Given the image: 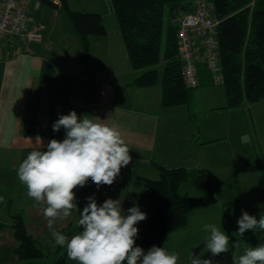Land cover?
<instances>
[{
    "label": "crops",
    "instance_id": "crops-1",
    "mask_svg": "<svg viewBox=\"0 0 264 264\" xmlns=\"http://www.w3.org/2000/svg\"><path fill=\"white\" fill-rule=\"evenodd\" d=\"M68 5L71 8L70 0ZM61 9L45 0L30 1L27 27L38 28L44 35L30 50L9 34L0 40V163L7 161L18 168L32 150H42L37 137L45 149L51 139L62 141L65 130L54 132L52 128L61 115L75 111L78 117H98L116 125L131 149L132 160L112 187L133 183L136 175L158 177L156 162L207 172L217 202L190 212L187 225L178 232H195L194 241L202 242L210 235L203 226L214 224L229 236L235 257L264 243V231L259 229L246 231L242 237L235 235L242 211L257 219L264 215V99L235 107L248 108V117L251 113L257 121L254 128L259 131L253 138L245 128V114L225 107L224 89L210 83V72L201 58L200 100L194 107L189 101L162 106L161 84H134L143 69L132 67L117 19L108 18V24L100 10L107 33L89 35L91 73L86 74L81 37L67 17L59 21ZM2 207L8 209L3 197ZM36 217L43 224L40 215Z\"/></svg>",
    "mask_w": 264,
    "mask_h": 264
},
{
    "label": "trees",
    "instance_id": "trees-1",
    "mask_svg": "<svg viewBox=\"0 0 264 264\" xmlns=\"http://www.w3.org/2000/svg\"><path fill=\"white\" fill-rule=\"evenodd\" d=\"M45 1L61 5L69 13L83 43V72L91 73L87 64L90 51L88 37L107 33L102 14L98 11L71 9L68 0H60V4L52 0ZM111 1L130 63L134 69H143L134 79V84L141 87L161 84L162 106L186 104L191 96L190 89L200 86L201 80L195 87L185 82L178 50V23L175 19L180 14L192 11L200 0ZM210 1L214 4V15L218 19L217 41L223 76L221 82L215 83L206 66L210 72V83L223 87L226 108L264 99V0ZM161 62L163 67L160 71L155 66ZM155 166L159 171L158 177L136 175L133 180L136 205L147 214V218L136 225L139 229L136 240L145 252L154 245L162 247L171 233L184 228L190 212L217 202L207 172L184 165L169 168L156 162ZM184 183L191 184L200 195L184 194L181 190ZM110 188L99 189L93 195L98 204L107 199L105 196L102 199L98 197ZM81 189L90 191L86 186ZM4 195L0 193V198L3 197L7 202L11 221L0 222V228L11 227L16 241L13 246L0 249V261H11L16 256L22 261L0 264H72V260L65 255L52 262L38 260L44 252L29 231L24 213L13 210L11 198ZM86 204L87 201L80 203V209ZM66 231L72 232L69 227L59 230L61 233ZM205 243L206 238L192 247L191 257L194 254L201 259H212L213 264H233V245L229 247L228 253L212 257Z\"/></svg>",
    "mask_w": 264,
    "mask_h": 264
},
{
    "label": "clouds",
    "instance_id": "clouds-1",
    "mask_svg": "<svg viewBox=\"0 0 264 264\" xmlns=\"http://www.w3.org/2000/svg\"><path fill=\"white\" fill-rule=\"evenodd\" d=\"M54 132L65 130V138L51 139L46 149L32 150L19 165L17 176L26 186L27 196L42 208L47 228L55 246L66 249L69 260L76 264H178L179 256L164 247L152 246L146 252L136 245L137 224L147 218L137 205L127 209L120 199H106L98 204L94 196L87 198L83 211L78 210L75 189L84 187L89 179L97 188L111 186L132 160L130 148L114 124L98 117H78L75 111L61 115L52 126ZM79 211L77 234L69 238L54 227L57 220ZM242 237L246 231H264V215L259 219L242 211L237 221ZM210 233L205 247L212 257L229 252V236L214 224H205ZM191 264H213L194 254ZM233 264H264V243L248 247L244 254L233 258Z\"/></svg>",
    "mask_w": 264,
    "mask_h": 264
},
{
    "label": "rangeland",
    "instance_id": "rangeland-1",
    "mask_svg": "<svg viewBox=\"0 0 264 264\" xmlns=\"http://www.w3.org/2000/svg\"><path fill=\"white\" fill-rule=\"evenodd\" d=\"M45 5L47 8L46 11H48V4ZM70 6L71 8L72 7L80 8L81 10H85V9H89L92 11L100 10L101 13H103L104 16L106 17V21L108 22V24H110L109 19H113V20L116 19L111 0H70ZM60 13L61 14L59 15V21H63L64 17H67V23L72 24L70 16L64 8L61 9ZM110 14H111V18H110ZM47 15L48 13H46V16ZM29 18L32 17L30 16ZM155 67H157L161 71L163 67L162 62L160 64H157ZM219 87L222 88L221 85H219ZM201 88L202 86L200 87L198 86L190 89L191 96L188 101L191 107H194V103L195 102L197 103L198 100H200L199 97L201 98L200 96L201 94L199 93V91L201 90ZM242 109H243L242 107L234 108V109L229 108V111L242 113V115L245 114V117L247 118V119L244 118L245 128L250 129V134L251 135L253 134V138H256V132L259 131V129L257 128L255 130L254 127H256L257 121L252 120V117L250 115L251 113L249 114L248 117L247 114L249 111L248 108L243 109V111ZM254 114L258 115L257 113ZM238 115L235 116L238 117ZM235 116H231V119H233V117ZM262 132L264 134V131ZM250 134L248 133V136H251ZM6 163L7 161L5 162L4 165L0 163V193L5 194L6 198H11V205H12L11 208L13 210L15 211L23 210L28 229L31 233H33L34 237L36 238V242L38 246L44 252V255L39 257L38 260H45L52 262L58 259L62 255H65L67 259H69L67 256L66 249L64 247L55 246V248L53 249L54 241L50 236L49 229L47 228V220L43 216V212H42V208L44 207V205H38L32 198H29L27 196L26 186L19 181L17 176L18 168H13L11 167V165H7ZM85 186L89 188L90 190L89 192L81 189V187L79 188V186L74 190L76 194L75 202L77 204L78 210L81 212L83 209H80V203L86 202L87 198L96 194L99 189L100 191H102L103 188H109V187L111 188L108 191H104V193L102 192L101 195L98 197V199L99 198L102 199L104 196L107 197V199L112 198L114 200L120 198V200L122 201V207L125 210V214H127L128 208L132 207L134 204L136 205V200H134L135 196L133 193L134 185L132 182L124 183L122 186L116 188L112 187V185L111 186L102 185L99 188H97V186L94 183H92L91 180L89 179L88 183ZM188 187H192V189ZM181 190L184 194L187 195H191V196H193V194H195L196 196L200 195V192L197 189H195L191 184L189 185V183L183 184ZM6 211L7 209L5 207L0 208V222H7L9 220L10 215H8V213L6 215ZM79 211H73L72 214L66 219L57 220L54 225L55 229L59 231L63 227L66 228L69 227L73 233L67 231L62 233L67 235L69 238L77 234L80 230H82L79 229L77 223L80 218ZM36 214L37 216L40 215V217L43 219V224L38 222ZM178 231L179 230H177L176 232ZM176 232L168 236V238L163 242L162 247H164L170 253L175 252L178 254L179 256L178 264H191V260H190L191 249L193 246L198 245L201 241H194L195 240L194 235H196L195 232H185L183 234H180L182 232H178V233ZM15 241L16 239L14 237L13 230L11 229V227H4L0 229V247H1L0 249H2V247L4 248L5 246H10V247L13 246ZM136 245L139 246L137 240H136ZM48 246H50V248H48ZM20 261L22 260L19 259L18 256H16L14 259H11V261L1 260L0 263L20 262ZM71 263L76 264L75 261H72Z\"/></svg>",
    "mask_w": 264,
    "mask_h": 264
},
{
    "label": "built area",
    "instance_id": "built-area-1",
    "mask_svg": "<svg viewBox=\"0 0 264 264\" xmlns=\"http://www.w3.org/2000/svg\"><path fill=\"white\" fill-rule=\"evenodd\" d=\"M31 0H0V40L7 34L23 42L27 50L31 44L41 42L43 32L27 27V8ZM60 4V0H52ZM178 23V50L182 60V73L188 86L200 83L198 63L202 58L215 83L221 82L220 54L217 41L218 19L214 15V4L200 0L192 11L176 18Z\"/></svg>",
    "mask_w": 264,
    "mask_h": 264
}]
</instances>
